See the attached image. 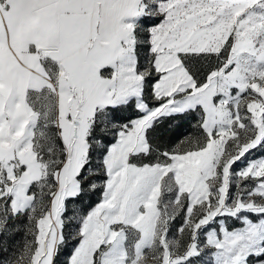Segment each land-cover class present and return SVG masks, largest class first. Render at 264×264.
<instances>
[{"label":"snow or ice","instance_id":"1","mask_svg":"<svg viewBox=\"0 0 264 264\" xmlns=\"http://www.w3.org/2000/svg\"><path fill=\"white\" fill-rule=\"evenodd\" d=\"M0 264H264V0H0Z\"/></svg>","mask_w":264,"mask_h":264},{"label":"trees","instance_id":"2","mask_svg":"<svg viewBox=\"0 0 264 264\" xmlns=\"http://www.w3.org/2000/svg\"><path fill=\"white\" fill-rule=\"evenodd\" d=\"M193 130V128L185 122L181 123V126L177 127H172L170 128L167 136L165 137V140L163 141V143L165 145H172L177 139H179L180 137L187 135L189 132H191Z\"/></svg>","mask_w":264,"mask_h":264},{"label":"rangeland","instance_id":"3","mask_svg":"<svg viewBox=\"0 0 264 264\" xmlns=\"http://www.w3.org/2000/svg\"><path fill=\"white\" fill-rule=\"evenodd\" d=\"M194 131V129L191 131V132H193ZM190 133V132H189ZM184 136H186V135H184ZM182 137H180L179 139H177L172 145H174L175 143H177L180 139H181ZM171 146V145H170ZM236 226H238V225H236ZM20 237H18V239H19ZM205 259H207V257H205Z\"/></svg>","mask_w":264,"mask_h":264}]
</instances>
